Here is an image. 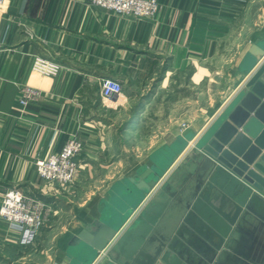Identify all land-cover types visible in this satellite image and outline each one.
Masks as SVG:
<instances>
[{
	"label": "crops",
	"instance_id": "0c3cea01",
	"mask_svg": "<svg viewBox=\"0 0 264 264\" xmlns=\"http://www.w3.org/2000/svg\"><path fill=\"white\" fill-rule=\"evenodd\" d=\"M158 3L152 19L83 0H5L0 8V205L16 188L52 207L31 234L0 217V264H84L75 238L101 227L122 233L137 211L158 205H166L159 231L210 252L188 205L211 174L196 142L260 60L250 50L264 45V0ZM103 79L120 81L123 92L105 99ZM24 86L41 97L21 105ZM70 138L83 145L81 172L59 192L36 163ZM250 208L212 264H264V201ZM99 258L89 264L123 263L116 245Z\"/></svg>",
	"mask_w": 264,
	"mask_h": 264
},
{
	"label": "water",
	"instance_id": "95a60500",
	"mask_svg": "<svg viewBox=\"0 0 264 264\" xmlns=\"http://www.w3.org/2000/svg\"><path fill=\"white\" fill-rule=\"evenodd\" d=\"M250 53L260 58L254 71L222 115L215 118L196 142V149L210 162L211 174L207 189L196 193L195 203L188 205L201 218L196 230L213 246L208 247L211 253L192 242L186 243L187 246L183 240L173 239L165 233V226L159 231L166 205H158L137 211L139 215L122 233L101 227L94 233L85 231L75 238L74 245L83 247L76 257L84 264H89L98 252L100 262L114 245L123 260L120 264H212L216 250L228 238L241 214L251 210L253 201H264V45L263 48L255 46ZM216 188L221 189L219 197L213 196ZM212 197L218 198L219 206L212 203ZM137 204L132 209H137ZM203 224L206 227H202ZM203 228H207L212 237L217 236L219 243L206 237ZM180 237L183 238V234Z\"/></svg>",
	"mask_w": 264,
	"mask_h": 264
},
{
	"label": "built area",
	"instance_id": "2783aa9c",
	"mask_svg": "<svg viewBox=\"0 0 264 264\" xmlns=\"http://www.w3.org/2000/svg\"><path fill=\"white\" fill-rule=\"evenodd\" d=\"M91 6L100 7L109 12L126 15L136 19H152L158 13V0H83ZM5 0H0V8ZM45 73H56L57 69L41 66ZM123 92V84L115 79H103L101 94L105 99H113ZM41 92L31 87H22L19 103L23 106L37 101ZM83 145L77 138H70L58 153L46 160L36 163L38 175L55 191L63 192L73 186L81 172L80 155ZM52 207L44 200L28 197L19 189H9L0 205V217L5 219L10 227L20 233L31 234L40 230L48 219Z\"/></svg>",
	"mask_w": 264,
	"mask_h": 264
},
{
	"label": "rangeland",
	"instance_id": "374dc122",
	"mask_svg": "<svg viewBox=\"0 0 264 264\" xmlns=\"http://www.w3.org/2000/svg\"><path fill=\"white\" fill-rule=\"evenodd\" d=\"M72 187V186H71ZM71 187L70 188H68V189H66L65 191H63V192H70V189H71Z\"/></svg>",
	"mask_w": 264,
	"mask_h": 264
}]
</instances>
